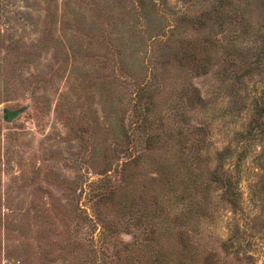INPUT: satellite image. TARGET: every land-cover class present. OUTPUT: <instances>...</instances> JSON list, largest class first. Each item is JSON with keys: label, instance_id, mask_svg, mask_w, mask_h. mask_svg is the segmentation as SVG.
<instances>
[{"label": "rangeland", "instance_id": "obj_1", "mask_svg": "<svg viewBox=\"0 0 264 264\" xmlns=\"http://www.w3.org/2000/svg\"><path fill=\"white\" fill-rule=\"evenodd\" d=\"M0 264H264V0H0Z\"/></svg>", "mask_w": 264, "mask_h": 264}]
</instances>
